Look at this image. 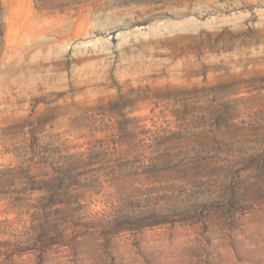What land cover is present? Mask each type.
Here are the masks:
<instances>
[{
  "label": "rangeland",
  "instance_id": "1",
  "mask_svg": "<svg viewBox=\"0 0 264 264\" xmlns=\"http://www.w3.org/2000/svg\"><path fill=\"white\" fill-rule=\"evenodd\" d=\"M0 264H264V0H0Z\"/></svg>",
  "mask_w": 264,
  "mask_h": 264
},
{
  "label": "trees",
  "instance_id": "2",
  "mask_svg": "<svg viewBox=\"0 0 264 264\" xmlns=\"http://www.w3.org/2000/svg\"><path fill=\"white\" fill-rule=\"evenodd\" d=\"M76 168V167H75ZM71 172V173H70ZM74 170L69 171V174H72ZM57 183L55 185L50 186V196L49 199L44 203L42 209L45 210L46 213L44 215L47 222L52 225L54 233L50 235V242L53 244H69L76 238L81 235H75L74 239H71L67 235L68 229L72 225L81 224L78 222L81 218H85L86 214L83 211V206L79 202L78 198H75V194L71 190V183H66L67 180H72V182H76V174L66 175L65 173L59 174L57 176ZM62 206V207H61ZM139 213V214H138ZM134 216V221L129 220L119 221L117 217L110 218L107 220V224L104 223L103 220L99 221L96 225H89V222H86L85 226L88 228H95L93 234H98L99 238H103L105 240L104 246L108 247V243L112 236L115 233L120 231L123 226H132V228H139L143 226L150 225L149 223L158 222L162 217H167L168 212L166 213H143L139 211ZM85 214V215H84ZM77 216V218H75ZM76 219V221L74 220ZM96 222H94L95 224ZM45 231H42L40 234L39 241L41 242V250H43L49 243L47 240L45 241ZM83 233V235H85Z\"/></svg>",
  "mask_w": 264,
  "mask_h": 264
}]
</instances>
